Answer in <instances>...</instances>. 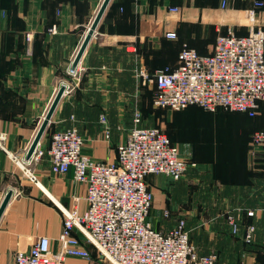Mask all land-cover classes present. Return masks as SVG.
I'll return each instance as SVG.
<instances>
[{
    "label": "crops",
    "instance_id": "obj_1",
    "mask_svg": "<svg viewBox=\"0 0 264 264\" xmlns=\"http://www.w3.org/2000/svg\"><path fill=\"white\" fill-rule=\"evenodd\" d=\"M103 1L0 0V135L5 137L0 207L12 192L0 219V264H16V253L30 249L41 236L49 237L57 252L65 219L61 208L83 213L88 207L86 185L75 180L73 170L54 173L46 153L39 160L26 158L61 87L64 94L41 148L49 147L54 131L74 126L86 154L113 162L137 111L144 125L173 127L169 136L196 165L178 181L148 176L154 194L149 220L156 229L169 231L176 218L186 219L199 252L210 247L219 252L216 264H264V148L253 155L251 146L253 132L264 129V102L253 118L241 112L188 111L173 126L166 119L171 111L154 105L155 84L144 85L136 77L140 66L149 72L175 66L184 46L210 54L217 37L229 29L238 35L253 27L264 30V6L251 19L248 10L255 0H228L226 6L222 0H111L74 68ZM170 32L176 37L169 38ZM249 209L256 210L252 219ZM228 214L244 233L249 224L256 226L252 241L220 236L230 232ZM74 235L85 242L92 259L68 257L65 264H113L79 229ZM223 250L229 251L227 259Z\"/></svg>",
    "mask_w": 264,
    "mask_h": 264
},
{
    "label": "built area",
    "instance_id": "obj_2",
    "mask_svg": "<svg viewBox=\"0 0 264 264\" xmlns=\"http://www.w3.org/2000/svg\"><path fill=\"white\" fill-rule=\"evenodd\" d=\"M227 2L222 0L223 6ZM254 3L248 10L251 19L264 5L262 0ZM167 36L175 38L176 33ZM136 77L144 85L155 84L157 108L180 111L197 105L209 111L224 109L255 117L264 101V30L253 27L249 34L238 35L229 29L217 37L210 54L184 46L175 69L149 72L140 66ZM102 122H107L105 116ZM2 140L5 137L0 135L1 145ZM251 146L253 155L264 148V130L254 132ZM83 149L84 138L74 126L54 131L46 150L38 144L30 159L39 160L46 153L54 173L73 170L75 180L86 185L88 207L83 213L62 207L65 219L58 251H53L49 237L41 236L30 249L16 253V264H65L68 257L91 260L90 250L74 235L75 229L96 247L100 257L113 264L217 263L218 253L202 254L191 241L186 220H179L169 231L156 229L149 220L154 194L148 176L164 175L178 181L196 165L181 155L167 132L144 125L137 111L113 162L97 160ZM247 215L255 217L256 210H247ZM227 220L233 235H244L246 240L253 237L254 224L244 233L233 214H228Z\"/></svg>",
    "mask_w": 264,
    "mask_h": 264
},
{
    "label": "water",
    "instance_id": "obj_3",
    "mask_svg": "<svg viewBox=\"0 0 264 264\" xmlns=\"http://www.w3.org/2000/svg\"><path fill=\"white\" fill-rule=\"evenodd\" d=\"M110 1L111 0H104L103 1L102 5H101V7H100V9H99V11H98L93 23H92V25L90 27V30H89V32H88V34H87V36H86L81 48H80V50L77 53V56H76V58L74 60V63H73V67L74 68L80 62V60H81V58H82V56H83V54H84V52H85V50L87 48L92 36L94 35V33H95L96 29H97V26H98L101 18L103 17V15H104V13H105V11H106L109 3H110ZM64 90L65 89L63 87H61L59 89V91H58V93H57L52 105L50 106L46 116L44 117V120H43V122H42V124H41V126H40V128H39V130H38V132H37L32 144H31V146H30V148L28 150L27 157H26L28 160L32 157V155H33L34 151L36 150L38 144L40 143L43 135L45 134V132L47 130V127H48V125H49V123H50V121H51V119L53 117V114H54V112H55V110H56V108H57V106H58L63 94H64ZM26 171L29 173V171L27 169H26ZM11 197H12V192H9L6 195L2 205L0 207V219H1L2 215H3V212L5 211V209L7 207Z\"/></svg>",
    "mask_w": 264,
    "mask_h": 264
},
{
    "label": "rangeland",
    "instance_id": "obj_4",
    "mask_svg": "<svg viewBox=\"0 0 264 264\" xmlns=\"http://www.w3.org/2000/svg\"><path fill=\"white\" fill-rule=\"evenodd\" d=\"M166 110H170V109H166ZM171 112H167V114H166V119H167V117H170V120L172 121V125L174 126V124L176 123V121L178 120V118H179V115H181V114H183V113H187L188 111H197V112H194V113H196V114H199V115H202L203 113H208L207 111H205L204 109H202V108H200V107H191V108H189V109H186V110H184V111H180V112H176V111H173V110H170ZM168 125L167 126H169V124H170V122L169 123H167ZM163 124L161 123L159 126H160V128L161 129H163L165 132H167L168 133V135H170L171 136V132H173L174 131V129H173V127L171 128V130H169V128L167 129V128H164L163 126H162ZM158 126V127H159ZM203 155H201V157H202ZM206 156V155H205ZM167 213V214H166ZM164 215L165 216H169V213L168 212H166L165 211V213H164ZM181 219H184V218H176V222L174 223V225L179 221V220H181ZM184 220H186V219H184ZM187 222V221H186ZM173 225V226H174ZM221 237H223L224 239H225V241H231V240H234V237L238 240V241H243V239H245L246 240V238L244 237V235H238V236H235V235H233L231 232H227V233H224V234H221L220 235ZM254 237H255V235L253 234V237L250 239V240H246V241H252L253 239H254ZM208 241L210 240V239H207ZM210 244V243H209ZM223 252V255H221L222 257H225V259H227L229 256H228V252L229 251H227V250H223L222 251ZM203 253L204 254H209V253H219L216 249H213V248H209V249H207V250H204L203 251ZM240 253L241 254H243V251L241 250L240 251ZM222 254V253H221ZM232 264H243L242 262H236V263H233L232 262Z\"/></svg>",
    "mask_w": 264,
    "mask_h": 264
},
{
    "label": "trees",
    "instance_id": "obj_5",
    "mask_svg": "<svg viewBox=\"0 0 264 264\" xmlns=\"http://www.w3.org/2000/svg\"><path fill=\"white\" fill-rule=\"evenodd\" d=\"M264 6V5H263ZM262 6V7H263ZM262 7H259V8H257V9H260V8H262ZM182 49H183V47H182ZM181 49V50H182ZM180 50V51H181ZM178 58H179V56H178ZM178 66V63L175 65V66H166L165 68H170V69H175L176 67ZM264 102V101H263ZM263 102H261L260 103V106H261V104L263 103ZM200 107V108H202V109H204L205 111H208V112H213V113H215V112H217V111H224V112H238V111H229V110H224V109H218L217 111H209V110H207V109H205V108H203V107H201V106H197V105H193V106H190V107ZM187 109V108H186ZM183 110H185V109H183ZM259 110H260V108H259ZM259 110H258V112H259ZM180 111H182V110H180ZM258 112H257V114H258ZM241 113H243V112H241ZM245 114H247V115H249L248 113H245ZM249 117H251V116H249ZM253 118V117H252ZM258 130H264V129H258ZM255 132V131H254ZM254 132H253V134H254ZM253 134H252V138H253ZM171 138V137H170ZM172 140V139H171ZM251 141H252V139H251ZM172 142L174 143V141L172 140ZM191 163H193V162H191ZM252 171V173L253 174H257L258 173V171L257 170H251ZM247 217L248 218H250V219H252V217H250V216H248L247 215ZM247 224L246 225H248V223H251V222H246ZM257 252H258V254H259V251L257 250Z\"/></svg>",
    "mask_w": 264,
    "mask_h": 264
}]
</instances>
